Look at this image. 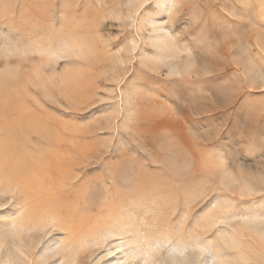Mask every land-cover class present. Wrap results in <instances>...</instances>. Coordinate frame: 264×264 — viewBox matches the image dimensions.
Here are the masks:
<instances>
[{
	"label": "rangeland",
	"instance_id": "1",
	"mask_svg": "<svg viewBox=\"0 0 264 264\" xmlns=\"http://www.w3.org/2000/svg\"><path fill=\"white\" fill-rule=\"evenodd\" d=\"M0 103L25 264H264V0H0Z\"/></svg>",
	"mask_w": 264,
	"mask_h": 264
},
{
	"label": "bare ground",
	"instance_id": "2",
	"mask_svg": "<svg viewBox=\"0 0 264 264\" xmlns=\"http://www.w3.org/2000/svg\"><path fill=\"white\" fill-rule=\"evenodd\" d=\"M5 85V83H4ZM2 87V86H1ZM4 88V87H3ZM8 91V90H7ZM9 92V91H8ZM3 93V92H2ZM7 93V92H6ZM3 97V96H2ZM10 98V97H9ZM11 99V98H10ZM9 99V100H10ZM6 100V99H5ZM2 101V100H1ZM2 103V102H1ZM0 103V104H1ZM4 103V102H3ZM10 104V103H9ZM6 105V104H4ZM3 105V107H4ZM1 106V105H0ZM6 107V106H5ZM13 108V107H12ZM5 109V108H4ZM28 118V117H27ZM13 119V118H12ZM6 125V124H5ZM10 125V124H9ZM37 125V124H36ZM3 126V125H1ZM38 126V125H37ZM13 127V126H12ZM34 127V126H33ZM32 127V128H33ZM31 128V129H32ZM37 128V127H36ZM26 129V128H25ZM30 129V128H29ZM1 130V129H0ZM3 130V129H2ZM36 130V129H35ZM39 131V130H38ZM15 132V130H14ZM2 133V132H1ZM18 133V132H17ZM10 137V136H9ZM39 137V136H38ZM7 138V137H6ZM42 140V138H40ZM3 141V140H2ZM4 141H5V138H4ZM3 141V142H4ZM9 141V140H6V142ZM12 142V140L10 141ZM4 144V143H3ZM9 145V144H8ZM1 147V146H0ZM4 147V146H3ZM16 147V146H15ZM11 149V147H10ZM14 149H12L13 151ZM16 150V149H15ZM28 150V149H27ZM1 151V150H0ZM8 150L7 149H4L3 151L0 152V183H3V182H8L10 180H14L18 177H21L23 176V174H25L26 171V168L24 167V165L28 168L27 164H24V163H27L26 161L22 160L20 158V160H18V158H16L17 155H13V157L15 156V158L13 159H10V155L8 156L9 158L7 159L6 157V154H7ZM11 152V151H9ZM17 152V151H16ZM13 153V152H12ZM18 153V152H17ZM11 154V153H10ZM20 154V153H18ZM22 154V153H21ZM24 156H22L23 158ZM26 157V156H25ZM11 158H12V154H11ZM24 159V158H23ZM31 161V160H30ZM28 161V164L29 162ZM39 167V166H38ZM30 168V166H29ZM40 170V169H39ZM31 171H32V168H31ZM30 178V177H29ZM16 182V181H15ZM26 184V183H25ZM43 187V186H42ZM45 190V189H44ZM59 199V197H58ZM68 206V205H67ZM32 216V213L27 215V219L30 218ZM24 223V222H23ZM8 224V223H7ZM20 225V224H19ZM4 226V225H3ZM2 227V226H1ZM19 227H21V229H24L26 228L25 225H20ZM25 230V229H24ZM79 231V230H78ZM8 233H0V262H5L6 260L10 261V262H13L15 264H25V259L22 255H20L17 251L14 250L13 248V242H11L9 239H8ZM11 239V238H10Z\"/></svg>",
	"mask_w": 264,
	"mask_h": 264
}]
</instances>
